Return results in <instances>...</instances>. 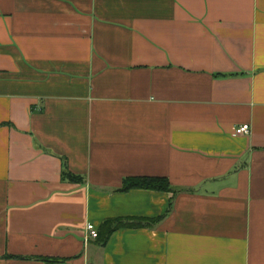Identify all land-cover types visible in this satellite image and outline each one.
Instances as JSON below:
<instances>
[{
    "label": "crops",
    "instance_id": "crops-1",
    "mask_svg": "<svg viewBox=\"0 0 264 264\" xmlns=\"http://www.w3.org/2000/svg\"><path fill=\"white\" fill-rule=\"evenodd\" d=\"M0 264H264V0H0Z\"/></svg>",
    "mask_w": 264,
    "mask_h": 264
},
{
    "label": "trees",
    "instance_id": "trees-1",
    "mask_svg": "<svg viewBox=\"0 0 264 264\" xmlns=\"http://www.w3.org/2000/svg\"><path fill=\"white\" fill-rule=\"evenodd\" d=\"M64 177L74 183H82L84 179L82 177L73 175L71 173H64ZM140 189V190H151L159 192H172V188L167 178L159 177H136L128 178L124 182V186L119 190L121 192H128L131 190ZM163 217L157 218L155 220H147L140 218H130V219H117L112 221H107L103 224L104 229H106L105 236L101 239L100 233L97 240L102 241L103 243L107 242L110 235L119 228H131V229H140L148 228L156 223L160 222ZM46 262L54 263L56 262L53 259H44Z\"/></svg>",
    "mask_w": 264,
    "mask_h": 264
},
{
    "label": "built area",
    "instance_id": "built-area-1",
    "mask_svg": "<svg viewBox=\"0 0 264 264\" xmlns=\"http://www.w3.org/2000/svg\"><path fill=\"white\" fill-rule=\"evenodd\" d=\"M249 133H250V125H243L235 130V136L249 134ZM98 236H99V232L97 228L93 224H88L86 226L85 242L89 243L91 240H96Z\"/></svg>",
    "mask_w": 264,
    "mask_h": 264
}]
</instances>
